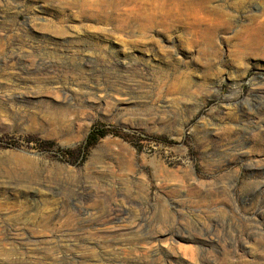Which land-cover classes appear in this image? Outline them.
I'll return each mask as SVG.
<instances>
[{"label":"rangeland","instance_id":"1","mask_svg":"<svg viewBox=\"0 0 264 264\" xmlns=\"http://www.w3.org/2000/svg\"><path fill=\"white\" fill-rule=\"evenodd\" d=\"M261 21L264 0H0V264H264Z\"/></svg>","mask_w":264,"mask_h":264},{"label":"trees","instance_id":"2","mask_svg":"<svg viewBox=\"0 0 264 264\" xmlns=\"http://www.w3.org/2000/svg\"><path fill=\"white\" fill-rule=\"evenodd\" d=\"M110 132L107 128H100L99 126H94L88 136L86 137L85 142H83L77 149L78 151H83V154H86L92 147H94L101 138L105 137ZM129 139L130 137H125ZM75 150H69L68 152L73 153Z\"/></svg>","mask_w":264,"mask_h":264},{"label":"bare ground","instance_id":"3","mask_svg":"<svg viewBox=\"0 0 264 264\" xmlns=\"http://www.w3.org/2000/svg\"><path fill=\"white\" fill-rule=\"evenodd\" d=\"M178 1H180V0H178ZM221 23H222V21H221ZM264 28V22L263 21H261V22H259L258 24H257V26L255 27V29H257V30H260V29H263ZM61 94V93H60ZM76 111V110H75Z\"/></svg>","mask_w":264,"mask_h":264}]
</instances>
